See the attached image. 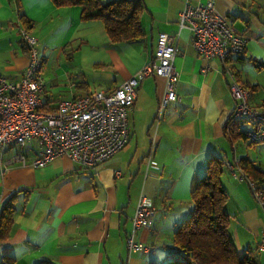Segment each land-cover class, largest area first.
<instances>
[{"label":"crops","instance_id":"1","mask_svg":"<svg viewBox=\"0 0 264 264\" xmlns=\"http://www.w3.org/2000/svg\"><path fill=\"white\" fill-rule=\"evenodd\" d=\"M142 1L143 35L112 43L100 20L80 19L78 5L0 0V75L18 79L27 66L28 50L19 36V28L27 27L37 38L42 59L46 107L84 92L111 90L136 77L152 57L159 32L173 35L179 96L157 117L165 79L143 77L127 114L128 142L96 168L66 155L42 167L23 166L9 162L17 148L7 147L0 155V210L11 198L14 213L9 236L0 241V258L9 254L15 264L41 259L55 264H168L181 256L172 243L173 231L190 213L193 181L205 174L213 156L223 162L224 209L237 250L250 249L261 264L264 207L228 163L237 171L246 158L264 169V151L252 155L248 147L253 144L230 139L224 126L235 105L228 90L231 73L248 90L249 103L264 111V0H213L247 39L241 53L225 60L200 55L188 28L179 27L184 4L206 0ZM240 128L248 132L252 123L247 120ZM35 147V141L26 144L28 160ZM141 195L156 212L151 226L139 228L135 238L152 249L128 252L126 236Z\"/></svg>","mask_w":264,"mask_h":264},{"label":"built area","instance_id":"2","mask_svg":"<svg viewBox=\"0 0 264 264\" xmlns=\"http://www.w3.org/2000/svg\"><path fill=\"white\" fill-rule=\"evenodd\" d=\"M178 23L179 27L188 28L193 36L194 49L205 58L225 60L244 50L247 39L229 23L226 15L217 11L213 0L194 5L185 3L178 14ZM19 36L28 50V64L18 79L0 75V155L9 146L17 148L9 162L42 167L66 155L81 166L96 168L128 142L127 114L143 77L154 74L165 79L157 117L169 104L179 100L173 35L159 32L152 57L141 66L136 77L124 80L114 89L84 92L61 100L51 109H42L45 106L42 99L45 83L37 38L23 27L19 28ZM228 90L235 101L232 118H245L252 123V129L247 133L248 141H264V112L249 103L248 90L232 73ZM30 141H35L36 147L33 157L28 160L24 149ZM228 165L235 177L247 181L253 197L264 207V188L248 179L238 166L237 172L232 164ZM155 212V206L141 195L126 236L128 252L151 251V246L136 240L135 234L139 228L151 226ZM259 248L264 250V232Z\"/></svg>","mask_w":264,"mask_h":264},{"label":"trees","instance_id":"3","mask_svg":"<svg viewBox=\"0 0 264 264\" xmlns=\"http://www.w3.org/2000/svg\"><path fill=\"white\" fill-rule=\"evenodd\" d=\"M51 2L57 7L80 6V19L100 20L112 43L130 42L143 35L140 21L144 9L142 0H51ZM51 108L42 107L45 110ZM247 120L234 119L230 115L224 126L225 134L232 140L236 138L248 140L249 131L245 132L240 128ZM238 167L248 179L264 188V169L246 158L240 159ZM223 170L221 158L212 156L208 159L205 174L193 181L190 191V213L173 231L172 243L181 252V256L168 264H258L250 249L238 252L229 230L230 216L224 209L228 192L221 182ZM13 213L14 207L9 198L0 210V241L9 236ZM0 264H15V260L13 256L4 254L0 258ZM37 264L55 263L41 259Z\"/></svg>","mask_w":264,"mask_h":264},{"label":"rangeland","instance_id":"4","mask_svg":"<svg viewBox=\"0 0 264 264\" xmlns=\"http://www.w3.org/2000/svg\"><path fill=\"white\" fill-rule=\"evenodd\" d=\"M248 148H250L249 151L252 153V155L259 156L260 155L259 153H261V151H264V141L253 143V146L248 147ZM245 182H246V185L249 189L247 181H245ZM249 191H250V189H249ZM260 258H261V264H264V257L260 256Z\"/></svg>","mask_w":264,"mask_h":264}]
</instances>
